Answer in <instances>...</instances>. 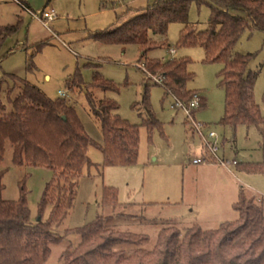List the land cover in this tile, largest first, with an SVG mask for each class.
<instances>
[{"label":"rangeland","instance_id":"rangeland-1","mask_svg":"<svg viewBox=\"0 0 264 264\" xmlns=\"http://www.w3.org/2000/svg\"><path fill=\"white\" fill-rule=\"evenodd\" d=\"M158 1L0 0V104L5 105L0 108V118L12 109L7 99L9 91L17 94V84L9 77L14 75L36 86L51 100L62 99L59 93H64V99L75 108L86 133L95 142L88 150L93 165L75 180L72 208L61 225L53 227L62 240L50 246V256L44 264H63V255L81 241L78 230L99 217L109 218L107 226L114 231L149 237L146 248L151 249L163 228L213 231L235 222L239 216L234 207L242 188L256 197L264 210V174L242 169L263 160L259 132L254 127L241 126L234 138L232 129L221 124L226 106L218 76L222 63H207L205 51L199 46L178 47L183 28L178 23L169 26V47L153 49L143 59L138 46L121 45L114 36L102 41L93 39L94 34L118 28L137 11L151 8ZM21 3L28 5L35 16ZM47 8L57 16L48 27L38 19ZM210 13L207 5L194 0L189 21L202 31L208 26ZM7 28L16 31L8 33ZM154 40L160 42L162 38L156 35ZM233 52L251 55L248 70L257 74L254 100L264 118V32L246 31ZM146 59L161 64L188 61L187 71L194 79L186 89L197 93L201 100L194 120L206 136L211 132L216 135L217 156L226 162L224 166L216 160L194 164L207 157L202 140L185 112L175 108L174 97L143 69ZM30 63L32 70L28 69ZM96 73L112 82L117 92L90 88L93 99L114 101L119 106L117 115L130 126L139 127L138 156L130 166L104 165V137L98 119L90 112L87 90L68 83L78 74L89 87ZM146 95L151 114L161 124L151 132L142 125L148 116ZM12 153L13 146L7 141L0 166V197L3 201H18L24 188L30 222L35 224L40 217L46 222L60 190L68 195L69 181L47 167L16 166ZM106 190L116 194V207L104 205ZM43 200L46 206L41 212ZM126 250L132 252L131 248Z\"/></svg>","mask_w":264,"mask_h":264},{"label":"trees","instance_id":"trees-1","mask_svg":"<svg viewBox=\"0 0 264 264\" xmlns=\"http://www.w3.org/2000/svg\"><path fill=\"white\" fill-rule=\"evenodd\" d=\"M193 1L159 0L153 7L137 11L118 28L94 34L93 39L102 41L114 36L121 45L138 46L143 59L153 49L168 48L169 26L181 24L178 47L199 46L205 51L207 63H222L218 76L225 90L226 106L221 124L232 129L234 138L241 126L258 130L263 160L248 163L242 169L264 174V118L254 100L257 74L248 70L251 55L233 52L246 31L264 32V0H197L199 5H207L211 12L208 26L202 31L189 21ZM2 31L0 28V34ZM5 31L10 33L16 28ZM156 35L162 38L160 42L154 40ZM187 65L188 61L183 59L166 64L146 59L143 69L154 77H164L163 88L167 94L189 104L198 94L186 89L194 79ZM28 69H33L32 63ZM9 77L17 84V94L9 91L7 99L12 109L0 118V166L6 143L10 141L13 164L55 170L59 177L69 181V192L65 195L61 189L50 218L43 222L40 217L35 224L30 222L24 188L18 201H3L0 197V264H44L50 256V246L62 240L53 227H59L72 208L75 180L82 176L86 167L93 165L88 150L95 142L86 133L75 108L64 98L51 100L36 86L14 75ZM68 83L71 87L87 90L90 112L98 119L104 137V165L134 164L139 150V127L130 126L117 115L119 106L114 101L96 102L89 91L92 88L117 92V88L99 73L94 75L89 87L78 74ZM145 107L148 116L142 125L149 132L161 128L151 114L148 95ZM0 108L4 109L5 105L0 104ZM195 110H192L193 115ZM2 189L0 184V194ZM117 204L116 194L106 190L104 205L116 207ZM45 206L43 200L41 212ZM234 209L238 219L213 231L199 227L184 232L163 228L151 249L146 248L149 237L114 231L107 226L109 218L99 217L78 230L81 241L63 255V264H264V210L260 201L242 188ZM68 233L70 231L65 232Z\"/></svg>","mask_w":264,"mask_h":264},{"label":"built area","instance_id":"built-area-1","mask_svg":"<svg viewBox=\"0 0 264 264\" xmlns=\"http://www.w3.org/2000/svg\"><path fill=\"white\" fill-rule=\"evenodd\" d=\"M22 7L29 13H31L33 16H35L32 11L24 4H20ZM56 14L54 10L52 9H44L38 19L43 23L44 26L48 27L51 22H53L56 19ZM171 53H175V50H171ZM155 81L158 84H164V77H155ZM59 95L64 98L65 94L60 92ZM173 96V95H172ZM174 97V96H173ZM175 100V108H179L185 112V114L190 118L193 130L196 131L201 140L204 147V150L207 154V157L203 158L202 160H196L194 161V164H201L208 160H216L219 161L221 165H225L226 162L223 160H220L217 156L218 148H217V137L214 133H209L208 136H206L204 133H202L200 130L202 129V126L200 124H197L194 120L192 110L197 109L200 105V98L198 95H196L193 100L189 104H185L176 97H174ZM233 164H237L236 162H233Z\"/></svg>","mask_w":264,"mask_h":264}]
</instances>
